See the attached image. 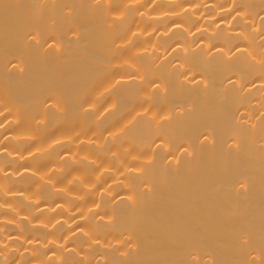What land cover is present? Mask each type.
Segmentation results:
<instances>
[{
	"label": "bare ground",
	"instance_id": "1",
	"mask_svg": "<svg viewBox=\"0 0 264 264\" xmlns=\"http://www.w3.org/2000/svg\"><path fill=\"white\" fill-rule=\"evenodd\" d=\"M0 264H264V0H0Z\"/></svg>",
	"mask_w": 264,
	"mask_h": 264
}]
</instances>
